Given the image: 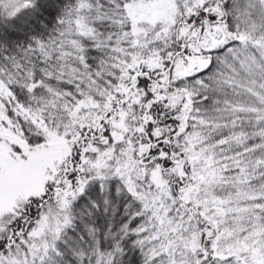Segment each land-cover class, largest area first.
Returning <instances> with one entry per match:
<instances>
[{"label":"snow or ice","instance_id":"snow-or-ice-1","mask_svg":"<svg viewBox=\"0 0 264 264\" xmlns=\"http://www.w3.org/2000/svg\"><path fill=\"white\" fill-rule=\"evenodd\" d=\"M0 264H264V0H0Z\"/></svg>","mask_w":264,"mask_h":264}]
</instances>
